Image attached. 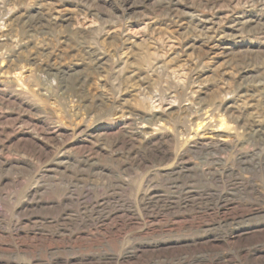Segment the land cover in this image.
Wrapping results in <instances>:
<instances>
[{"label": "rangeland", "instance_id": "1", "mask_svg": "<svg viewBox=\"0 0 264 264\" xmlns=\"http://www.w3.org/2000/svg\"><path fill=\"white\" fill-rule=\"evenodd\" d=\"M0 264H264V0H0Z\"/></svg>", "mask_w": 264, "mask_h": 264}]
</instances>
